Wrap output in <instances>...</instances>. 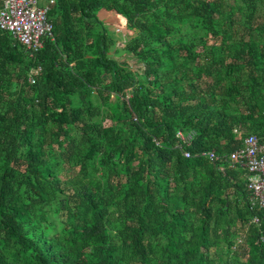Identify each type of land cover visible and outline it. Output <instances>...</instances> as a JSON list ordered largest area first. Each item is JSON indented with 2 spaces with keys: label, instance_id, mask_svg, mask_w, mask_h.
Masks as SVG:
<instances>
[{
  "label": "trees",
  "instance_id": "16d2710c",
  "mask_svg": "<svg viewBox=\"0 0 264 264\" xmlns=\"http://www.w3.org/2000/svg\"><path fill=\"white\" fill-rule=\"evenodd\" d=\"M48 18L35 56L0 30V264H264L230 161L264 141V0H54Z\"/></svg>",
  "mask_w": 264,
  "mask_h": 264
},
{
  "label": "built area",
  "instance_id": "2783aa9c",
  "mask_svg": "<svg viewBox=\"0 0 264 264\" xmlns=\"http://www.w3.org/2000/svg\"><path fill=\"white\" fill-rule=\"evenodd\" d=\"M53 3L54 0H47L46 5L39 6V0H0V30L11 33L31 56H35L43 49L44 39L53 38L54 27L48 18L49 7ZM41 71V67L32 69L29 78L32 85ZM196 135L195 130H179L176 134V148L186 158L193 156L186 148L191 146ZM201 154L215 159L213 153ZM230 161L239 162L249 173L251 209L261 212V216L253 215L251 222L260 225L264 221V141L255 134L246 136L242 146L230 154ZM260 239L264 243V231ZM237 241L243 243V239Z\"/></svg>",
  "mask_w": 264,
  "mask_h": 264
},
{
  "label": "rangeland",
  "instance_id": "374dc122",
  "mask_svg": "<svg viewBox=\"0 0 264 264\" xmlns=\"http://www.w3.org/2000/svg\"><path fill=\"white\" fill-rule=\"evenodd\" d=\"M47 4V0H39V6H44ZM106 14V13H105ZM107 23L106 24L108 28H110L111 30H118L120 29L122 33V38H120L119 40L121 42H119L118 46H122L120 45L121 43H123L124 41L127 40V38L124 36V34H127L129 31H127L126 26H121L118 23H116L113 14H107ZM124 27V28H123ZM130 33V32H129ZM118 59H120L121 61H127V63L134 69H137L138 64L135 62V59L131 57V55H129L128 53H121L120 55L116 56ZM108 124H110L109 121H107ZM241 225L238 224L237 228H238V234L235 236V240H239V239H243V244L245 243V240L247 239V233L246 231L243 229L242 231H240Z\"/></svg>",
  "mask_w": 264,
  "mask_h": 264
},
{
  "label": "crops",
  "instance_id": "0c3cea01",
  "mask_svg": "<svg viewBox=\"0 0 264 264\" xmlns=\"http://www.w3.org/2000/svg\"><path fill=\"white\" fill-rule=\"evenodd\" d=\"M103 15H104V18H106L107 17V13L105 14V13H103Z\"/></svg>",
  "mask_w": 264,
  "mask_h": 264
}]
</instances>
